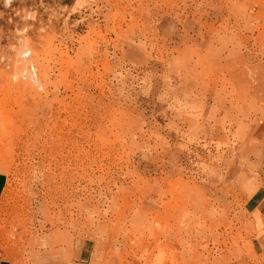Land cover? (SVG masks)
<instances>
[{
  "label": "rangeland",
  "instance_id": "374dc122",
  "mask_svg": "<svg viewBox=\"0 0 264 264\" xmlns=\"http://www.w3.org/2000/svg\"><path fill=\"white\" fill-rule=\"evenodd\" d=\"M0 264H264V0H0Z\"/></svg>",
  "mask_w": 264,
  "mask_h": 264
},
{
  "label": "crops",
  "instance_id": "0c3cea01",
  "mask_svg": "<svg viewBox=\"0 0 264 264\" xmlns=\"http://www.w3.org/2000/svg\"><path fill=\"white\" fill-rule=\"evenodd\" d=\"M3 186H4V177L0 175V191L2 190Z\"/></svg>",
  "mask_w": 264,
  "mask_h": 264
}]
</instances>
